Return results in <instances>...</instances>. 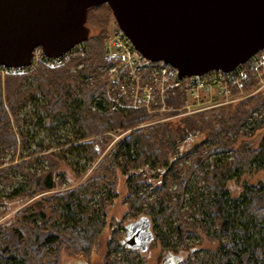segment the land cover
<instances>
[{
  "label": "trees",
  "instance_id": "obj_1",
  "mask_svg": "<svg viewBox=\"0 0 264 264\" xmlns=\"http://www.w3.org/2000/svg\"><path fill=\"white\" fill-rule=\"evenodd\" d=\"M109 10L107 5L101 4L90 8L87 13L86 24L90 12H93L94 22L101 26L98 35L83 42L91 67L76 71V74L68 72L67 67L80 58L76 57L55 69L38 64L29 72L0 75V184L11 185L10 191L0 200L5 210L13 201L17 205L22 204L62 182V179L56 182L53 177L52 170H56L58 164L54 160L49 161L48 169L41 167L39 172L26 171L21 161L9 164L15 160L12 156L7 161L3 160L6 148L15 150L19 143L27 144V139L17 137L10 126L12 121L18 126V119L14 117L29 102L39 107L37 90L43 94L45 103L41 108L46 114L54 118L61 115L63 119L59 124L71 122L77 136L71 141L70 149L86 152L89 162L96 161L109 143L111 136L104 133L138 126L150 119L141 108L118 111L103 108L101 102L94 98L102 89L100 81L92 88L84 87L87 84L83 82L86 73H93L95 66L103 63L101 47L109 19L113 18ZM28 75L36 77L34 86L23 88L25 83H29ZM78 87L81 97L76 93ZM263 102L264 93L256 94L253 99L239 103L233 111L224 110L225 114L220 113L221 109L212 113H208L209 110L204 114L130 130L109 154L99 159L95 168L83 167L82 172L86 176L69 191L46 197L39 195L19 209L9 221L0 224V264H60V251L63 250L72 256H90L98 234L106 225L107 201L115 196L117 171L128 175L125 202L130 216H137L145 209L146 213L142 215L156 228L166 224L172 215L177 217L170 231L156 235L162 248L179 246L191 232H202L218 242L209 264H264V179L245 183L235 195L226 185L232 177L239 178L244 173H254L264 167V141L255 148L231 154V159L212 157L231 150L236 138L247 134L237 133L230 138L220 131L230 124L239 128L246 116ZM262 123L263 119L255 120L250 131ZM37 124L43 125L42 117H38ZM193 129H199L205 136V142L191 145V139L184 141ZM176 138L180 139V144L175 143ZM176 146H180L178 156L174 152ZM188 156L191 157L189 165L180 167L178 161ZM200 163L203 166L199 170ZM147 165L161 170L160 184L146 183L145 178L135 171ZM11 168L23 172L25 178L13 184L16 181L11 178ZM195 171L200 173L198 185L192 193L197 208L194 219L189 220L184 217L186 211L181 209L189 177ZM82 172L77 170L75 178L81 177ZM202 181L204 183L200 186ZM103 186L107 188L101 194L104 197L96 199L95 195ZM110 234L104 264H121L109 256L122 249L124 243L117 228ZM154 238L152 235L151 239ZM129 249L131 252L137 250ZM168 253L173 254L168 251L165 255Z\"/></svg>",
  "mask_w": 264,
  "mask_h": 264
},
{
  "label": "water",
  "instance_id": "obj_2",
  "mask_svg": "<svg viewBox=\"0 0 264 264\" xmlns=\"http://www.w3.org/2000/svg\"><path fill=\"white\" fill-rule=\"evenodd\" d=\"M104 3L133 47L180 77L232 71L264 47V0H0V66L29 65L37 46L57 57L86 41L88 10ZM125 227L124 246L139 245L137 226Z\"/></svg>",
  "mask_w": 264,
  "mask_h": 264
},
{
  "label": "rangeland",
  "instance_id": "obj_3",
  "mask_svg": "<svg viewBox=\"0 0 264 264\" xmlns=\"http://www.w3.org/2000/svg\"><path fill=\"white\" fill-rule=\"evenodd\" d=\"M104 7L107 4H102ZM108 6V5H107ZM93 12H90L89 19L87 26L90 28V36L98 35L101 32V26H98L94 22V18L92 16ZM113 16V14H112ZM118 26L115 23L114 18L109 19V26L107 29V32L105 34L104 40L112 34ZM82 46L85 47L84 44ZM80 57L79 59H76V63L69 65L66 70L70 73H74L77 71H80L82 69H85L87 67H91V61L87 58V56H77ZM76 58V57H74ZM104 63V62H103ZM101 63V65L103 64ZM98 65L95 66V71L92 73H86V77L84 78L83 82L87 83L84 87L86 88H92L96 85V83H103V79L105 78L103 76L102 72H97L96 68ZM55 69V68H53ZM0 69V75H4ZM33 75V74H32ZM28 80L25 83V86L23 88H29V85L34 86V82L36 80L35 76L26 77ZM103 85L102 89L95 94V96L98 98L103 94ZM76 93L78 97H81V90L80 87L76 89ZM214 93V92H213ZM235 93V92H234ZM264 93V82L260 81H252L246 86V91H244L243 97H235L231 103L223 104L214 107L213 109L204 112L212 113L215 111H219L222 113L226 109H231L232 111L237 107L239 103H242L245 100L253 99L256 94H263ZM36 95L39 98L37 101L39 103V107L32 103H28L26 107H22L19 112H17L16 118L18 119V126L15 124L14 121L11 123V128L16 134L17 137L23 136L24 139H27V144L23 145L19 143L15 150L8 147L3 152V160L7 161L8 157H14V161L8 162L12 165V163L16 161H21L24 163V167L26 171L30 172H39L40 168L48 169L47 166L49 165L50 160L56 161L58 164L56 166V170L53 169V177L55 178L56 182H58L60 179H62L61 184L47 192L37 193L36 196L29 199L28 201L18 204L16 201L11 202L9 205H7V210H5V206L0 205V224L3 222L9 221L15 213L19 211V209L23 208V206H27L30 201L41 195L40 197H46L48 194L53 193H64L66 191H69L74 185L78 184L85 176L82 172V168L88 167L89 168H95V162H89L87 161V153L79 150H73L70 149L72 146L71 141L75 139V136H77L75 129L73 128L72 124L66 123V124H59V121L63 117L60 116H50V114H46L45 110L41 108V105L45 103V100L43 98V94L40 90L36 91ZM235 95V94H234ZM54 97H56V94H53ZM209 99V98H208ZM220 97L215 96L212 98V100H219ZM180 100H175L173 97H170L168 100V106H177ZM92 104V103H91ZM90 104V105H91ZM230 110V112H232ZM171 111V110H170ZM203 113V112H201ZM226 112H223L225 114ZM170 115L173 113L170 112ZM204 114V113H203ZM219 114V113H218ZM217 114V115H218ZM193 114H186L183 116H178L176 118H172L169 121H173L176 119H183L188 116H192ZM149 116V114H148ZM42 117L43 125L37 124V119ZM220 117V116H219ZM245 121L239 126V128H236L234 125L230 124L228 128L222 129L220 131V134L227 135L230 138H234L237 133H244L247 132L246 135H241L236 138L234 147L231 150H226L224 152L219 153L218 155L215 154L212 157L220 158L227 157V159H231V154L236 153L237 151H242L245 148H255L259 143L264 141V102L259 105L257 108L253 109L252 112L248 116ZM151 119V117H150ZM149 119V120H150ZM263 119V123L260 127L255 128L254 130L250 131L249 128H252L253 123L255 120ZM140 125H143L141 123ZM138 126H132L127 129L123 130H114L113 132H106L104 134H108L111 136V139L109 143L107 144L105 150L101 153V157L109 154L110 151L114 149V146L116 143L124 137L130 130L140 127ZM155 125V124H154ZM146 126V125H144ZM144 126H141L140 128H143ZM199 129H193L191 131V134L189 136H185L184 141L190 140L191 145L195 143L205 142V136L201 134ZM180 139L176 138L175 143H179ZM74 143V142H73ZM78 143V141H77ZM40 145V149H38V146ZM180 146H176L174 148L175 156H178ZM206 152V151H205ZM195 153H193L194 155ZM193 155H190L191 157ZM60 156V158H59ZM174 156V157H175ZM185 157L183 159H180L178 161V165L180 167H186L190 163L191 157ZM7 163V164H8ZM39 164V165H38ZM203 165L200 163L199 168L201 169ZM87 169V170H88ZM81 171L83 175L81 177L75 178L76 171ZM56 171H59L57 173ZM141 177L145 178L146 183H150L152 185L158 184L160 180V172L161 170L155 167H152L148 165L142 169L138 168L135 170ZM10 175H12V179L15 180L18 183L22 179L25 178L23 175V172L21 173L20 170L11 168L10 169ZM199 172H193L189 177V182L187 186V192L185 193V198L183 202V206L181 211L184 212V217L186 219H194V213L196 212L197 204L192 199V193L194 189L198 185L199 180ZM128 175L123 174L119 171L116 173V184H115V196L112 197L111 200L107 201L108 205L106 208V216L105 221L106 225L102 228L101 232L98 234L95 244L92 247V251L90 256H84V255H78V256H72L67 254L65 250L60 251L61 253V261L60 264H104V255L106 253L107 249V243L110 233L114 229H118L120 239H124L125 232H126V224L132 222L135 226L139 228V235H138V242L139 245L144 246L147 245V248L143 251H137L131 252L132 250L129 249V247H124L122 249L114 251L109 257L110 259H115L116 261H119L121 264H161L162 256H164L168 251H172L174 256L182 257V261L178 264H209L210 263V257L211 254L215 251L217 247V240L213 239L212 237L205 236V233L199 232V233H193L187 235L183 243L179 246H175L173 248L170 247V249H164L162 248V245H160V241L156 239L157 234H164L166 232L164 231H170V227L172 225V222L176 221V216L172 215L166 224L161 225L159 227H153L152 224L149 223L147 220L148 218L145 215L146 211L143 209V211L137 215V216H130L128 213L127 205L125 202V195L127 193V186H126V178ZM264 179V167L260 170H256L254 173H244L239 178L232 177L229 180H227V187L229 188L232 195L237 194V191H240L241 188L244 186L245 183H254L260 180ZM204 181L199 184L202 186ZM160 184V183H159ZM11 185H1L0 184V200L2 199L1 196H6V193L10 191ZM202 188L200 187L199 190ZM107 190V188H104V186L101 189V192L97 193L95 195L96 199H99L101 194ZM111 195V194H110ZM146 206V204H145ZM5 210V211H4ZM141 215V216H140ZM154 235L155 238L150 240V235ZM174 242V239L172 240V243ZM137 245V246H139ZM141 259H143V263H141Z\"/></svg>",
  "mask_w": 264,
  "mask_h": 264
},
{
  "label": "built area",
  "instance_id": "obj_4",
  "mask_svg": "<svg viewBox=\"0 0 264 264\" xmlns=\"http://www.w3.org/2000/svg\"><path fill=\"white\" fill-rule=\"evenodd\" d=\"M82 44H76L57 57L45 55L37 46L32 51L29 65L0 66V69L3 73L21 74L33 70L38 64L56 68L74 57L85 56ZM101 48L104 63L99 64L96 70L105 77L102 81L104 92L94 98L109 110L144 109L151 119L140 127L160 124L186 114L204 113L231 103L235 97H243L240 95L250 82H264V47L232 71L209 70L183 77L179 76L176 67L145 57L119 28L103 41ZM215 96L220 99L212 100ZM170 97L180 99L181 103L168 106ZM170 112L173 114L170 115ZM99 159H96L95 165Z\"/></svg>",
  "mask_w": 264,
  "mask_h": 264
},
{
  "label": "flooded vegetation",
  "instance_id": "obj_5",
  "mask_svg": "<svg viewBox=\"0 0 264 264\" xmlns=\"http://www.w3.org/2000/svg\"><path fill=\"white\" fill-rule=\"evenodd\" d=\"M138 228V227H137ZM138 230H139V228H138ZM139 232V231H138ZM137 232V237H138V235H139V233ZM127 234L125 233V236H126ZM134 249H137L138 251H141V248L139 247V246H137V245H135V247H133ZM132 248V249H133ZM140 248V249H139ZM166 255H164V256H162L163 258H162V261H161V264H166L167 263V257H165Z\"/></svg>",
  "mask_w": 264,
  "mask_h": 264
}]
</instances>
